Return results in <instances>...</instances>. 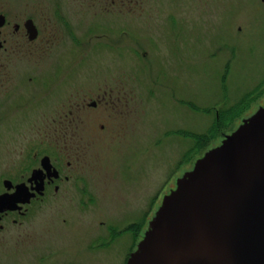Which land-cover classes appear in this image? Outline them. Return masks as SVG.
Here are the masks:
<instances>
[{
    "label": "rangeland",
    "instance_id": "rangeland-1",
    "mask_svg": "<svg viewBox=\"0 0 264 264\" xmlns=\"http://www.w3.org/2000/svg\"><path fill=\"white\" fill-rule=\"evenodd\" d=\"M134 3L129 11L113 7L98 18L99 26L112 30L83 29L82 40L92 45L81 49V64L69 71L80 79V92L77 81L57 80L55 86L66 94L67 112L81 98L78 126L66 119L67 140L81 142L80 157L70 158L81 171L80 185L103 211L99 220L144 213L136 243L177 180L264 106V10H255L260 0ZM112 87L123 97L119 108L107 103ZM92 100H100L97 108L88 106ZM89 193L79 200H89ZM68 199L75 198L56 200ZM130 244L125 238L92 257L76 255L74 242L62 240L58 262L124 264Z\"/></svg>",
    "mask_w": 264,
    "mask_h": 264
},
{
    "label": "flooded vegetation",
    "instance_id": "flooded-vegetation-1",
    "mask_svg": "<svg viewBox=\"0 0 264 264\" xmlns=\"http://www.w3.org/2000/svg\"><path fill=\"white\" fill-rule=\"evenodd\" d=\"M134 1L0 0V264H64L58 262L65 251L62 240L74 242L76 255L93 257L129 238L125 263L136 250L134 238L145 215L99 220L103 211L80 185L81 171L70 159L80 157L81 142L67 140L66 119L78 126L81 98L67 112L66 94L55 86L57 80L77 81L80 92V79H71L70 70L81 64V49L92 45L82 40L83 29L87 34L97 27L112 30L108 24L99 26L98 18L113 7L129 11ZM259 4L255 10H264V0ZM114 88L107 103L119 108L123 97L114 95ZM99 102L88 106L97 108ZM88 193L89 200H79ZM64 195L75 199L56 200Z\"/></svg>",
    "mask_w": 264,
    "mask_h": 264
},
{
    "label": "water",
    "instance_id": "water-1",
    "mask_svg": "<svg viewBox=\"0 0 264 264\" xmlns=\"http://www.w3.org/2000/svg\"><path fill=\"white\" fill-rule=\"evenodd\" d=\"M125 264H264V106L177 180Z\"/></svg>",
    "mask_w": 264,
    "mask_h": 264
},
{
    "label": "trees",
    "instance_id": "trees-1",
    "mask_svg": "<svg viewBox=\"0 0 264 264\" xmlns=\"http://www.w3.org/2000/svg\"><path fill=\"white\" fill-rule=\"evenodd\" d=\"M203 138H206V137H203ZM202 141V140H201Z\"/></svg>",
    "mask_w": 264,
    "mask_h": 264
}]
</instances>
